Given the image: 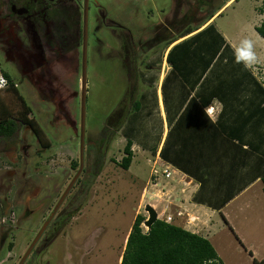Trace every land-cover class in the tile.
<instances>
[{"label": "rangeland", "instance_id": "1", "mask_svg": "<svg viewBox=\"0 0 264 264\" xmlns=\"http://www.w3.org/2000/svg\"><path fill=\"white\" fill-rule=\"evenodd\" d=\"M90 1L107 7L110 17L130 27L131 32L138 31L135 37L140 34L148 38L161 20L173 18L169 27L170 32L174 33L186 24L193 26L199 23L211 7L222 0H208L209 5L199 3V7H194L192 11L187 10L188 3L200 0ZM257 2L234 0L222 14L215 17L213 24L226 31L227 35H233L239 43L245 37L249 38L247 33L251 29L246 26L260 19L255 17L257 7L254 6ZM174 7L176 12L173 11ZM86 41L84 134L93 125H98L109 111L116 132L114 135L110 127V146L105 156H98V161L93 160L91 140L86 142L84 135L81 167L85 169L79 170L57 206L56 210L61 212L45 227L43 235L46 231L48 233L42 235L43 242L39 248L35 247L28 253L22 264H115L120 240L134 214L144 210L142 203H139L138 192L154 166L145 160V154L151 159L152 153L147 147L145 151L137 147L127 168L119 166L118 161L123 154L124 130L129 119L138 113L131 107L130 101L138 96L139 89L135 86L130 90V86L140 79L144 82L140 90L151 93L153 100L155 71L147 68L145 61L149 64L158 57H151L148 61L153 51L141 52L138 47H133L131 53H135L134 62L143 63L140 66L141 77L135 74L136 77L125 73L123 61L126 60L121 57L127 46L121 29H110V55H106L108 48L101 45L97 50L100 56L94 53L92 57L90 35H87ZM76 58L72 50L68 58L53 63L55 71L58 68L64 70L61 80L65 86L58 95L53 96L37 92L27 79L15 78L11 64L4 65L13 85L30 107L27 117L40 129L48 144H41L30 124L20 121L19 102L4 87L0 88L1 99L6 102L14 124L9 135L0 137V221L7 218L6 223L0 222V264L17 263L59 194L77 171L80 96L76 86L77 83L79 85V51ZM52 84L55 86L56 80ZM59 100H62V108ZM113 104L115 109L112 112ZM139 118L143 119L141 115L134 119ZM145 119L140 124V131L134 129L133 135L138 141L150 145L155 141V131ZM114 122L111 121L110 125ZM141 130L144 131L143 135ZM71 162H76V166L72 167ZM141 222V227H145ZM48 238L51 239L49 242ZM219 254L225 264H253L248 253L235 242L222 246Z\"/></svg>", "mask_w": 264, "mask_h": 264}, {"label": "crops", "instance_id": "2", "mask_svg": "<svg viewBox=\"0 0 264 264\" xmlns=\"http://www.w3.org/2000/svg\"><path fill=\"white\" fill-rule=\"evenodd\" d=\"M232 1H220L199 23L186 24L163 41L160 69L153 79L154 98L145 92L138 107V115L154 127L155 141L146 145L133 135L134 129L140 131V118L130 120L126 133L132 155L137 147L143 151L147 147L153 155L150 159L145 154L146 162L154 166L139 187L140 204L152 206L157 218L169 215L166 221L207 237L221 264H225L221 247L234 242L251 260L264 264V63L255 72L235 63L233 49L240 42L213 24ZM260 2L254 6L260 19L246 28L251 29L247 34L257 42L256 51L264 60V39L254 29L264 17ZM191 3L189 11L199 3L210 4L208 0ZM208 23L212 29L206 39L195 40L184 57H179L177 48L171 55L175 64L166 59L173 44ZM185 27L190 31L180 35ZM114 124L110 127L115 135ZM163 144L177 163L159 154ZM140 214L147 216L145 210ZM128 228L117 246L115 264Z\"/></svg>", "mask_w": 264, "mask_h": 264}, {"label": "flooded vegetation", "instance_id": "3", "mask_svg": "<svg viewBox=\"0 0 264 264\" xmlns=\"http://www.w3.org/2000/svg\"><path fill=\"white\" fill-rule=\"evenodd\" d=\"M84 10L86 12V39L87 35H90L92 57L94 53L100 56L97 50H100L101 45L108 48L105 50L106 55H110V29L118 27L126 39L125 46L127 47L124 48L121 57L126 60L123 61L125 73L134 76L139 74L140 76V69H142L140 66L143 63L134 62L135 53H131L133 47H138L141 52L153 51L151 53L153 55H149L148 61L151 60V57L153 59L158 57V60L154 59L149 64L145 61L146 67L155 71V75L158 74L160 44L172 36L173 33L170 32L169 24H172L173 18L169 17V21L163 19L157 23V28L155 26V30L148 38L141 37L140 34L135 37L138 31L131 32L124 23H119L118 20L110 17V10L107 7L97 1L90 0H0V69L8 73L4 65L11 64L16 73L15 78L27 79L39 93H49L50 96L58 95L59 91L65 87L61 80L64 76V70L58 68L55 71L53 63L65 60L74 50L75 59H77L76 54L79 51L78 67L81 68L82 15ZM89 11H91V17ZM158 48L159 51L157 52ZM80 73L81 71H79L78 79H80ZM136 77H134V81H136ZM53 80L57 82L55 86L52 84ZM141 83L139 79L137 84L135 82L134 86L133 84L130 86V90L135 86L139 89L136 97L139 100V106L144 99V92L140 90ZM76 89L79 90L78 95L80 96V81L79 85L77 83ZM76 89L74 88V90ZM136 98L131 99L130 104ZM61 101L59 100L58 104L62 108ZM63 116L66 117L64 112ZM110 122L111 112L109 111L99 124L93 125L86 134H84L83 123V139L85 135L86 142L91 140L94 150L91 154L93 160L99 159V155L105 156L110 146ZM77 128L79 132V122H77ZM80 169L84 170L85 168L81 167ZM56 211L49 221L54 217H59ZM45 227L30 251L35 247L39 248L43 242L41 241L43 236L48 233L46 231L43 235ZM38 239H40L39 242H37ZM50 240L48 238V242Z\"/></svg>", "mask_w": 264, "mask_h": 264}, {"label": "trees", "instance_id": "4", "mask_svg": "<svg viewBox=\"0 0 264 264\" xmlns=\"http://www.w3.org/2000/svg\"><path fill=\"white\" fill-rule=\"evenodd\" d=\"M260 8H264V0H261ZM210 29H212V24L208 23L173 44L166 52V59L175 64V58H171L174 51L180 47L179 57L186 56L189 49L193 48L195 40L201 37L206 39L205 35L209 36ZM254 29L264 39V17L254 25ZM182 31L180 35L190 31V29L185 27ZM2 72L8 79V84L4 87V90H7L16 99L15 101L19 102L21 107L20 121L29 123L39 142L47 145L48 142L46 138L43 139L40 129L32 122L31 118L27 117L30 107L24 102L16 86L13 85L9 74L5 71ZM131 107L136 111L138 110L139 100L137 98L132 101ZM114 109H112V112ZM9 114L10 110L0 96V137L9 135L13 130L14 124ZM135 117H131L129 122ZM126 130H124L123 154L118 161V165L122 168H127L132 155L130 148L131 139ZM159 154L167 161L177 163L175 159H171L165 153L164 144L160 147ZM71 165L75 167L76 162H71ZM262 191L264 192V177H262ZM143 219L144 216L139 212L134 214L126 234L118 264H221L213 245L207 237L157 217L150 223L148 228L143 229L140 225ZM252 262L262 264L261 260H256L254 257H252Z\"/></svg>", "mask_w": 264, "mask_h": 264}, {"label": "water", "instance_id": "5", "mask_svg": "<svg viewBox=\"0 0 264 264\" xmlns=\"http://www.w3.org/2000/svg\"><path fill=\"white\" fill-rule=\"evenodd\" d=\"M83 19V25H82V35H81V40H82V47H81V68H80V102H79V132H78V138H79V144H78V167L77 171L75 174L71 176L61 193L59 194L57 200L53 204L52 208L50 209L49 213L47 216L44 218L43 222L35 232L34 236L31 238L30 242L26 246L25 250L19 257V260L17 261L16 264H22L24 261L25 257L29 253L31 247L33 246L34 242L37 240L39 237L40 233L48 223L49 219L52 217L53 213H55V210L57 206L59 205L60 201L63 199L65 194L67 193L68 189L72 185L74 179L76 178L82 164V152H83V121H84V91H85V60H86V12L85 10L83 11L82 15ZM143 209L146 211L147 216L142 220V224L145 225L146 228L150 225V223L156 218V211L155 209L150 206L148 203L143 205ZM61 210H57L56 214H59Z\"/></svg>", "mask_w": 264, "mask_h": 264}, {"label": "clouds", "instance_id": "6", "mask_svg": "<svg viewBox=\"0 0 264 264\" xmlns=\"http://www.w3.org/2000/svg\"><path fill=\"white\" fill-rule=\"evenodd\" d=\"M257 42L251 38L245 37L240 44L233 49L235 63L243 65L244 69L251 70L255 72L257 66L264 63L261 56L258 55L256 51ZM0 83H3L0 80ZM0 222H7V218H4L3 221Z\"/></svg>", "mask_w": 264, "mask_h": 264}, {"label": "built area", "instance_id": "7", "mask_svg": "<svg viewBox=\"0 0 264 264\" xmlns=\"http://www.w3.org/2000/svg\"><path fill=\"white\" fill-rule=\"evenodd\" d=\"M0 80L3 81V83H0V88H3V87H5V86H7V84H8V79H7V77L3 74V72H2L1 70H0ZM163 173H164L165 175H167V174H168V171H167V170H164ZM169 217H170L169 215L165 216L164 220L169 219ZM143 229H146V227H143Z\"/></svg>", "mask_w": 264, "mask_h": 264}]
</instances>
